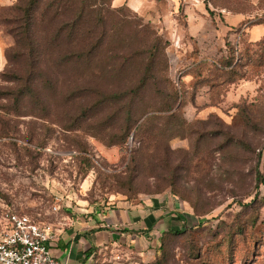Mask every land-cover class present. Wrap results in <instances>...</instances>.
I'll return each instance as SVG.
<instances>
[{"label":"rangeland","instance_id":"rangeland-1","mask_svg":"<svg viewBox=\"0 0 264 264\" xmlns=\"http://www.w3.org/2000/svg\"><path fill=\"white\" fill-rule=\"evenodd\" d=\"M16 4L0 0V74L25 71L26 55L8 32ZM97 6L121 8L120 40L132 43L129 52L137 56L121 71L96 77L52 65L44 50L37 65L51 81H37V98L24 99L16 114L1 109L11 101L0 97L5 201L47 223L67 210L175 193L194 226L155 246L144 240L101 247L88 264H264V0H210L209 10L203 0H97ZM12 49L18 61L6 58ZM98 58L105 66L122 62ZM229 59L232 76L213 67ZM147 61L131 122L138 119L127 135L119 104L83 113L98 92L136 86ZM17 87L0 77V92ZM173 95L188 124L183 133L135 135Z\"/></svg>","mask_w":264,"mask_h":264},{"label":"trees","instance_id":"trees-1","mask_svg":"<svg viewBox=\"0 0 264 264\" xmlns=\"http://www.w3.org/2000/svg\"><path fill=\"white\" fill-rule=\"evenodd\" d=\"M209 3L210 0H203L204 7L207 10H209ZM15 8L17 15L8 20L7 23L10 25L8 32L14 38V49L19 48V52L26 55V66L23 73L0 74L2 80L19 85V88L17 87L15 90L0 92V97L11 101L10 105H6L7 107L1 106L2 110H6L5 113L13 111L19 114L21 112L19 105L22 104L24 99L29 98L32 100L37 98V81L43 82L45 85L51 81L49 75H45V72L40 70L37 65L42 61L41 57H43L42 52L44 50L45 55L48 54L46 50L50 51L49 60L52 65L59 67L70 65L83 71L87 70V72L96 77L104 71L109 73L115 71V69L121 71L133 56H137L136 53L129 52L132 43H126V39L120 40L119 33L124 24V20L119 16L121 8L111 10L105 7H98L97 0H17ZM46 37L48 38L47 42L45 41ZM150 44L152 47L155 46V39H152ZM41 46L43 47L41 48ZM147 46L145 42L141 43V47ZM14 49L5 54L8 61H18L22 57L21 55L15 56L14 53L11 56ZM100 54L105 57V60L111 61L115 59L122 60V62L116 64V66L109 63L106 66L101 65L100 62L102 60L100 61L98 58ZM149 62L151 63L152 60ZM149 62H146V67L143 66L139 74H135L136 86L131 88L132 85H130L123 91L109 94L98 92L95 103L91 108L83 110V113H88L102 105L119 104L116 114L124 113L127 118L125 124H122L123 129L120 131L123 136L127 135L138 119L136 118L131 122L135 100L139 97L148 79L145 70L148 69L147 64ZM234 65L233 61L229 59L221 64L216 63L213 67L232 76ZM173 98L172 103L156 111L153 110L135 128V135L149 134L151 136L157 132L183 133L188 124L179 117L178 107L175 108L176 96L173 95ZM144 114L145 111H142L139 116L141 117ZM162 118L165 121L161 126H154L157 125L154 121ZM104 125L103 123L101 126L104 127ZM97 130H100L97 134L103 137L106 130L105 127ZM257 175L259 176L258 172ZM172 196L176 198L175 193ZM178 217L179 220H182L181 216ZM195 223L193 222L191 226H194ZM197 223L200 224V221H197ZM191 226L183 222L182 226L177 230L164 231L159 236L158 242L161 243L167 235L181 234L191 228ZM100 250L101 247L86 251L82 264H88L90 260L92 262Z\"/></svg>","mask_w":264,"mask_h":264},{"label":"crops","instance_id":"crops-1","mask_svg":"<svg viewBox=\"0 0 264 264\" xmlns=\"http://www.w3.org/2000/svg\"><path fill=\"white\" fill-rule=\"evenodd\" d=\"M181 208L176 198L164 193L136 203L121 201L102 208L67 210L46 223L56 235L53 255L62 264H82L84 253L94 248L130 246L144 240L155 246L164 231L177 230L183 222L189 224Z\"/></svg>","mask_w":264,"mask_h":264},{"label":"built area","instance_id":"built-area-1","mask_svg":"<svg viewBox=\"0 0 264 264\" xmlns=\"http://www.w3.org/2000/svg\"><path fill=\"white\" fill-rule=\"evenodd\" d=\"M51 227L16 210L0 193V264H62L53 255Z\"/></svg>","mask_w":264,"mask_h":264}]
</instances>
